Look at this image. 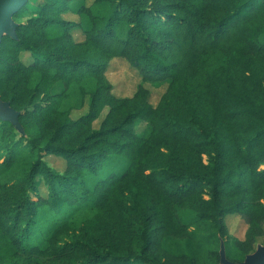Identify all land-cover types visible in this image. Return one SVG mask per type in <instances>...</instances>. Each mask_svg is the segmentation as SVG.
<instances>
[{
	"label": "trees",
	"instance_id": "obj_1",
	"mask_svg": "<svg viewBox=\"0 0 264 264\" xmlns=\"http://www.w3.org/2000/svg\"><path fill=\"white\" fill-rule=\"evenodd\" d=\"M95 3L29 0L2 39L0 95L25 134L0 118V264H220L222 241L244 260L264 235V0ZM115 58L142 75L130 97ZM165 81L153 105L145 83Z\"/></svg>",
	"mask_w": 264,
	"mask_h": 264
},
{
	"label": "rangeland",
	"instance_id": "obj_2",
	"mask_svg": "<svg viewBox=\"0 0 264 264\" xmlns=\"http://www.w3.org/2000/svg\"><path fill=\"white\" fill-rule=\"evenodd\" d=\"M85 4L91 6L94 10L100 11L102 9L101 6H98L95 3V0H84ZM62 16L66 19H70L73 21H80V15L74 11H67L62 14ZM73 38L77 41H82L85 38V35L80 26H76L71 30ZM30 54L24 53L23 58L25 60L28 59ZM107 76L111 83L113 84V93L119 97H130L132 96L138 85L142 82V75L139 70L133 67L127 60L123 58H115L110 62V66L107 71ZM169 81H165L160 84L154 83H145V85L150 89V102L153 105H157L167 89ZM90 97H87L85 103L81 109H75L72 112V117L74 119L79 118L83 115H86L90 109ZM109 112V107H105L100 115L93 120V127L99 128ZM147 123L146 122H138L136 124V132L139 134H145L147 131ZM51 165L59 171H63L65 169L66 162L64 159L60 157L50 156L47 158ZM117 160L115 158H111L108 161V165H106L103 175H108L110 173L122 170L117 165ZM205 160L208 162V156L205 155ZM264 168V165L261 166ZM43 192H46L45 188L41 187ZM225 221L228 227L229 234L231 236H235L239 239L245 238V233L248 229L247 221L242 217L241 214H228L225 217ZM259 244H264V235L258 236L255 242V249Z\"/></svg>",
	"mask_w": 264,
	"mask_h": 264
},
{
	"label": "water",
	"instance_id": "obj_3",
	"mask_svg": "<svg viewBox=\"0 0 264 264\" xmlns=\"http://www.w3.org/2000/svg\"><path fill=\"white\" fill-rule=\"evenodd\" d=\"M29 0H0V45L5 35L18 38V22L14 15L27 4ZM0 118L11 121L16 128L25 134V128L20 122V111L16 110L10 101L4 100L0 95ZM220 264H264V244H259L257 248L246 255L242 261L230 260L227 256L225 243L222 241L220 250Z\"/></svg>",
	"mask_w": 264,
	"mask_h": 264
}]
</instances>
